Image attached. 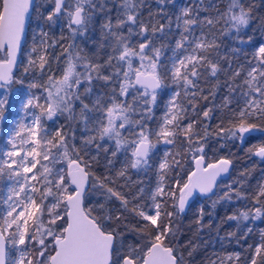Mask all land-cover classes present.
<instances>
[{
	"label": "snow or ice",
	"instance_id": "snow-or-ice-1",
	"mask_svg": "<svg viewBox=\"0 0 264 264\" xmlns=\"http://www.w3.org/2000/svg\"><path fill=\"white\" fill-rule=\"evenodd\" d=\"M144 3L145 0H120L113 23L108 15L112 11L108 0H51L54 7L44 19L54 22L66 17L73 37L87 36L94 20L105 16L101 47L106 46L110 52L103 63H96L81 55L82 50L73 40L68 47L61 46L60 55L54 57L58 65L63 60V72L57 78L49 53L57 42L49 43L48 34L40 29L39 46L31 50L25 72L35 73L38 69L42 81L49 73L47 81L30 85L41 91L23 100L20 107L24 115L15 121L0 147V181L6 178L8 183L6 191L0 190V264H183L182 255H177L174 247L165 246L169 237H174L172 218L176 211H184L195 191L214 193L218 177L228 173L233 163L226 157L207 162L209 141H243L245 134L260 127L256 121L264 123V43L247 70L240 66L233 71L227 52L221 56L218 37L204 31L224 19L228 27L222 35L234 30L243 44L239 33L249 25L251 10L245 9L240 0H229L225 13L215 19H201L199 5L203 0H192L173 19L164 8L175 0H157L160 11L155 15L166 23H152L151 13L147 21L140 18ZM32 7L33 0H0V50L7 49L6 58L0 60V81L5 83L11 82L10 66L16 61L25 19ZM173 24L180 30L179 35L171 47L172 55L165 56L168 46L157 45L156 41L172 33ZM133 37L140 42L133 43ZM222 62H227V69ZM106 70L110 71L104 74ZM242 72L243 82L236 84ZM221 73L227 77L223 84L218 79ZM101 80L112 87L108 93L96 96L90 106L84 101L92 95L94 82ZM213 80L216 83L210 87H201L202 81L208 85ZM222 87L227 94L217 104ZM164 89H169L170 95L157 118L158 94ZM7 103L0 98V119ZM64 114L68 121L83 125L80 137L70 123L49 130L47 122L54 123ZM213 119L219 121L215 127L211 125ZM178 142L184 150L173 152ZM161 144L167 150L156 167L155 188L146 193L140 187L134 195L118 190L129 187L127 183H117L130 179L129 168L153 166ZM109 152L106 174H94L93 163L99 162L101 153L107 156ZM118 153H130V158L113 175V159ZM186 155L195 168L185 180L182 173ZM256 155L264 159V146ZM240 175L249 173L245 170ZM234 183L239 187L229 184L219 199L231 200L233 195L248 198L240 191L245 181ZM92 191L103 193L104 202L85 207ZM113 200L120 203L115 216L107 207ZM169 201L173 203L169 205ZM252 201L254 209L241 210L228 219L248 221L264 216V181L257 183ZM169 206L176 211H168ZM112 223L116 227H111ZM121 224L128 234L146 242L129 245L127 253L121 251ZM30 245L38 246L35 258ZM235 260L239 264L240 253L235 254ZM243 264H264V230L261 242L255 244Z\"/></svg>",
	"mask_w": 264,
	"mask_h": 264
},
{
	"label": "trees",
	"instance_id": "trees-1",
	"mask_svg": "<svg viewBox=\"0 0 264 264\" xmlns=\"http://www.w3.org/2000/svg\"><path fill=\"white\" fill-rule=\"evenodd\" d=\"M185 1L186 5L190 6L192 4V0H175L174 4H168L164 8V11L167 15L172 16L173 19L176 15L180 13V4ZM120 0H108V7L112 9V11L108 14L112 17L113 23L115 22V18L117 15V7L119 6ZM240 4L245 9L251 10L250 23L247 27L242 28L239 33V37L243 39L244 43H240V39L237 38L235 31L227 36L222 35L223 30L228 27L224 19H221L219 23L215 25L214 28L208 29L209 34H214L218 37V41L221 42L222 51L221 56L227 55L231 60V67L234 71L235 69L243 66L247 67V63L253 60L255 50L254 48L264 41V0H240ZM229 6V0H203V3L199 5L200 7V17L203 19L204 17H215L218 14H223L227 11ZM35 9L33 13V18H35V14L42 9L40 16H37L39 19L43 30L48 34L47 40L49 43L52 41L57 42V46L54 48H49V53L53 57L51 61V68L55 73L56 77L62 75L63 72V60L60 61L58 65L57 61L54 59L55 56L60 55L61 46L68 47L70 43L75 40L78 48L81 49V55H85L89 58H93L96 63H103L110 52L106 46L101 47L104 44V40L102 38L101 33V24L105 21V16L99 15L90 25L89 32L87 36L81 37L76 36L73 37L71 32L67 27V18L60 17L58 21L48 22L44 19L47 16V12L51 10L54 5L51 4V0H36ZM160 11V7L157 4V0H145V3L140 7L141 19L147 21L149 18V14L151 13L154 17L152 23H155L156 20H159L161 23H166V20L160 16H156L155 14ZM238 11V9H237ZM33 22L30 23V30L27 36L26 43L23 48L22 59L19 60L17 67L14 70V74L11 82L8 84V90L6 91L5 99L8 103L4 107L3 115H5L2 120L3 132L0 137L3 138V133L10 119L14 116L15 109L17 107V102L20 97L24 94L23 91L27 86H30L32 83H44L47 81L46 73L44 76V80H40L39 70L37 69L35 73L29 70L25 72V68L29 67L28 62L26 61L27 49L35 48L39 46L38 39L39 36L35 37V41H33V31L34 28ZM199 29V28H197ZM195 29V31L197 30ZM204 29H207L206 27ZM125 33H127V29H124ZM178 29L175 28V24H173V32L169 33L163 40H157V45L164 44L167 45L168 48L165 51V56L172 55L171 47L175 44V39L179 35ZM248 37H251V41L248 40ZM139 38L133 37V43H138ZM98 49L97 52H93V50ZM236 50L235 54L232 53L231 50ZM2 52H0L1 55ZM96 54L98 55V59H96ZM212 58H215L213 54ZM223 68L227 69V62H222L221 65ZM106 70L104 74H107ZM231 75V72L228 73ZM245 73H241V76L236 79V84H241L243 82ZM227 77L221 73L219 74V81L221 84L225 81ZM216 81H211L208 85H205L204 82H201V87H210L211 84H215ZM112 85H105V83L101 81L94 82L93 85V93L90 97L85 99V103H88L90 106L92 102L95 100L96 96L104 93H108L111 89ZM171 87V85H170ZM38 91L40 89L33 88ZM84 89L81 88V92ZM167 91L168 89L162 90L158 94L157 100V109L156 116L157 118L163 113L165 102L167 100ZM207 94V93H206ZM227 91L223 87L220 89L219 94L216 97V103L219 104L223 95H226ZM210 103V102H209ZM76 111L79 112L80 105L79 102L75 105ZM220 113H217L219 116ZM219 121L217 119H213L211 121L212 127ZM60 125H64L66 123H70L72 128H76L77 137L81 136L80 129L83 128V125L77 122H70L67 119V115H60L59 117ZM260 127L255 131L254 134L245 135L243 141L240 139H236L233 141H217L212 139L209 141L210 147L207 149L208 151V159L207 162H214L221 157L229 158L233 161L230 167V173L224 179H221L217 187L215 189V193L209 196H205L204 198H200L196 196L193 198L190 204H188L183 212H178L172 207H168V211H176V214L172 218V225L174 227V237H169L166 241V246H172L176 250L177 255H182L183 264H211V254L215 250L218 241L220 240L223 244L221 247V251L223 253H240L241 261L239 264H243L244 259L250 257V253L254 250L255 244L261 242V231L264 230V216H261L256 219H249L245 221L243 219L240 220H229L228 217L233 214H238L241 210H249L254 209V204L252 201V196L255 193L256 185L258 182L263 181L262 174L264 171V159L255 157V150L264 145L262 140H259L258 137L262 136L264 138V123L260 121H256ZM48 127V124H47ZM224 143V147L221 148L220 144ZM183 151L184 149L180 146V143H177V147L172 149L175 151ZM94 156L95 153L93 152ZM121 156L120 153L113 159V166L111 168V174H115L119 169L118 160ZM160 153L153 157L152 164L153 166L149 169L136 170L129 168L127 173L129 180L125 181L124 179L118 180V185H124L127 183L129 185L128 188H120L118 190L125 192L126 194L130 193L134 195L140 187L146 189V193L154 189L158 180V176L156 174V167L159 163ZM107 158H110V152L107 156L101 153L99 162L93 163L91 171L96 175H104L106 174L108 165ZM59 165V164H58ZM57 165V166H58ZM194 163L190 162V156H185V170L182 173L184 179H187V174L192 170ZM245 170L248 171L249 175L242 177L240 174ZM243 179L245 181L243 187L240 188L242 193H246L248 198L238 199L235 195H233L231 200H221L220 196L223 195L225 191L228 190L227 186L232 184L234 188L239 187L234 182ZM3 181H0V190L2 189ZM137 181H141L142 183H136ZM170 183V180L167 181ZM2 191H0L1 195ZM130 198V197H129ZM104 202L103 193L100 191H92L90 192L89 197L86 200L85 207L96 206L98 203ZM215 202V203H214ZM169 205L173 202L169 201ZM108 208L113 209L112 215H116V211L120 209L119 201L113 200L111 203L107 204ZM126 215V214H125ZM132 223H135L133 220ZM111 227H116L115 223L110 225ZM251 229L249 232L248 229ZM119 232L124 234V240L122 241L124 247L120 249L121 251L127 253L129 245L135 246L137 244H143L146 240L134 236L132 234H128L121 224L119 228ZM229 233H233L234 235H229ZM214 243V244H213ZM253 246V248H249V246ZM36 245H30V252L33 258H35L37 254ZM226 264H232V260H229Z\"/></svg>",
	"mask_w": 264,
	"mask_h": 264
},
{
	"label": "rangeland",
	"instance_id": "rangeland-1",
	"mask_svg": "<svg viewBox=\"0 0 264 264\" xmlns=\"http://www.w3.org/2000/svg\"><path fill=\"white\" fill-rule=\"evenodd\" d=\"M184 6H186V3H185V1L183 2V3H181L180 4V7H181V9L184 7ZM180 9V10H181ZM41 12H42V9H40L36 14H35V18L32 20V21H34L33 22V26H32V28H34V31H33V34H32V36H33V41H35V37L38 35V33L40 32V29H41V27H42V25H41V23H40V21H39V19L37 18V16H40V14H41ZM210 18H213L214 19V17H211V16H209ZM207 28V27H206ZM204 31L206 32V33H208V28L207 29H204ZM196 35H199L200 34V29H197L196 31ZM211 35V34H210ZM38 39V42H39V38H37ZM262 43H264V41H261V43L260 44H262ZM260 44H258L255 48H254V52H256V50L258 49V47L260 46ZM33 48H28L27 50V55H26V61L28 62V60H29V57L32 55V53H31V50H32ZM98 51V49H96V50H93V52H97ZM98 55L96 54V59H98V57H97ZM4 57H6V52L4 51V52H2L1 53V55H0V58H4ZM20 59H22V57L20 58ZM249 68V64L247 63V67L245 68L246 70ZM60 77V76H59ZM8 84L9 83H5V84H3V83H0V85H2V86H0V98H4L5 99V97H6V91L8 90ZM40 91L41 90H38V91H36V90H34L32 87H30V86H27L26 88H25V90L23 91V95L20 97V99L18 100V102H17V107H16V109H15V113L13 114L14 116L10 119V121H9V123L7 124V127L5 128V130H4V135H3V138H1L0 137V147H3V145H4V141L7 139V133L12 129V127H13V125H14V123H15V121L17 120V119H19V118H21V117H23V115H24V113H23V110L21 109V107H20V105H21V103L23 102V100H25L29 95H38L39 93H40ZM169 95H170V91H169V89H168V91H167V100H168V98H169ZM167 100H166V102H165V105H166V103H167ZM164 108H165V106H164ZM4 117H5V115H3V118L2 119H0V135H1V133L3 132V126H2V120L4 119ZM60 117V116H59ZM47 124H48V128H49V130H52V129H54V128H56V127H59L60 126V123H59V119H56L55 120V122L53 123V122H47ZM258 139L259 140H262V142L264 143V138L262 137V136H259L258 137ZM159 146H160V151H162V155H161V157L163 156V153H164V151H166L167 150V148L163 145V144H161V145H158V148H159ZM121 154V156L119 157V160H118V166H120L121 168L123 167V165H124V163H125V161L127 160V159H129L130 158V153L126 156L124 153H120ZM59 166H62L61 164H59L58 165V167ZM262 178H263V181H264V171H263V174H262ZM7 186H8V183H7V179L5 178L4 179V181H3V184H2V189L1 190H4V191H6V188H7ZM3 194V192L1 193V195ZM45 220H47V216H45V218H44ZM30 224H31V222H30ZM214 244V243H213ZM223 246V244H222V242L219 240L218 241V243H217V246H216V248H215V250L212 252V254H211V261H210V263L211 264H213V262H215V264H226L227 262H229V256H232L233 257V259H231L232 260V264H237V261L235 260V252L234 253H232V252H228V253H223L222 251H221V247ZM29 250H30V248H29ZM49 254H52V253H49ZM13 255L14 256H18L19 255V253H17V252H13Z\"/></svg>",
	"mask_w": 264,
	"mask_h": 264
},
{
	"label": "water",
	"instance_id": "water-1",
	"mask_svg": "<svg viewBox=\"0 0 264 264\" xmlns=\"http://www.w3.org/2000/svg\"><path fill=\"white\" fill-rule=\"evenodd\" d=\"M35 3H36V0H33V7L30 9V11H29V13H28V15L26 16V19H25V28H24V33H23V36H22V39H21V42H20V49H19V51L17 52V55H16V61H15V63L13 64V65H11L10 66V71H11V80H12V77H13V74H14V70H15V68L17 67V65H18V63H19V60H20V58H21V56H22V53H23V48H24V45H25V43H26V40H27V36H28V33H29V30H30V23H31V21H32V16H33V13H34V9H35ZM6 52V56H7V49L5 48L4 50H0V52ZM6 57H4V58H0V60H3V59H5ZM0 83H3V84H5V82L4 81H0ZM255 133V131L254 132H252L251 134H254ZM245 135H248V134H245ZM261 147V146H260ZM260 147H258L256 150H255V157H259V156H257L256 155V152L258 151V149L260 148ZM260 158V157H259ZM215 162V161H214ZM194 168H195V165L193 166V168H192V170H194ZM191 170V171H192ZM230 170L231 169H229V172H230ZM228 172V173H229ZM228 173H224V174H222L221 175V177H218V181H219V179H222V178H225V176H227L228 175ZM218 181H217V183H218ZM215 190V189H214ZM196 194H199L200 196H202V197H204V196H207V195H211V194H213V193H210V194H207V195H204V194H200L199 193V191L197 190V191H195L194 192V194L191 196V197H189L188 198V201H187V203H186V205L185 206H187L188 204H189V201L193 198V196L194 195H196ZM166 246V245H165Z\"/></svg>",
	"mask_w": 264,
	"mask_h": 264
},
{
	"label": "flooded vegetation",
	"instance_id": "flooded-vegetation-1",
	"mask_svg": "<svg viewBox=\"0 0 264 264\" xmlns=\"http://www.w3.org/2000/svg\"><path fill=\"white\" fill-rule=\"evenodd\" d=\"M262 146H264V145H262ZM160 149H161V148H160V146H159V151L156 152V156H157L159 153H160V155H162V151H160ZM160 157H161V156H160ZM229 173H230V172H229ZM229 173H228V175H229ZM228 175H227V176H228ZM227 176H225V177H227ZM222 179H224V178H222ZM220 180H221V179H219V181H220ZM219 181H218V182H219ZM217 184H218V183H217ZM215 189H216V188H215ZM214 193H215V190H214ZM214 193H213V194H214ZM211 195H212V194H211ZM196 196H199L200 198H204V197H205V196L202 197V196H200L199 194H196V195L193 196V198L196 197ZM207 196H209V195H207ZM193 198L189 201V204L191 203V201L193 200ZM185 207H186V206H185Z\"/></svg>",
	"mask_w": 264,
	"mask_h": 264
}]
</instances>
